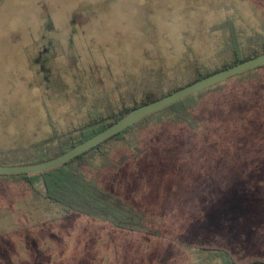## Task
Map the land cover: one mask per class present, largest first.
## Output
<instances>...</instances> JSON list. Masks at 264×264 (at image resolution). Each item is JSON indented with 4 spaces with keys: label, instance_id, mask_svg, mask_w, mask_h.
<instances>
[{
    "label": "rangeland",
    "instance_id": "obj_1",
    "mask_svg": "<svg viewBox=\"0 0 264 264\" xmlns=\"http://www.w3.org/2000/svg\"><path fill=\"white\" fill-rule=\"evenodd\" d=\"M227 19L250 46L264 34V0H0V150L107 115L147 87L180 85L192 63L221 65L228 34L214 27ZM255 79L207 93L194 111L208 120L201 131L140 127L139 158H117L127 147L111 141V158L79 168L141 210L151 231L61 216L0 177V264H224L221 250L264 264V78Z\"/></svg>",
    "mask_w": 264,
    "mask_h": 264
},
{
    "label": "trees",
    "instance_id": "obj_2",
    "mask_svg": "<svg viewBox=\"0 0 264 264\" xmlns=\"http://www.w3.org/2000/svg\"><path fill=\"white\" fill-rule=\"evenodd\" d=\"M231 22L233 21L227 19L214 27L215 30L226 31L228 34V41L224 48L228 58L221 65L210 70L198 67L192 63L190 78L180 85H176L165 91H151L147 87L139 100L134 99L130 104L125 102L121 103V105L115 109L110 108L107 115L96 110L95 112L88 113L86 120L82 124L77 125L69 131L56 133L52 129L49 137L34 142L25 148L5 151L0 150V166L32 165L54 159L115 124L130 111L140 106L157 101L199 80L210 77L217 72L263 55L264 34L256 33V36L251 39V45L245 47L240 40L237 29ZM255 78H264V67L233 77L170 104L63 165L41 172L20 175H0V177L13 179L12 182H19L26 186L40 199L58 206L61 210V216L77 213L109 222L113 226L125 230L151 231L145 228L142 223L145 214L141 210L132 205L125 204L119 198L92 184L89 180L84 178V174L79 168L89 164L96 157L104 159L111 158L110 152L106 149V145L111 141L124 143L127 147V152L120 154L117 158H139L145 151V148L139 145L141 139L134 135L140 127H148L150 124H152V126H165V123L170 125L179 123L184 125L188 131H201L203 128L202 124L208 126V120H204L201 116L196 115L194 111H197L207 93L224 87V85L232 80H256ZM231 98L232 97H227L226 99L228 101ZM219 105L220 103L216 104L214 110H216ZM132 136L133 141L130 139ZM217 256L223 259L224 264H236L232 258L222 250L218 251ZM258 263L259 262H255L254 264Z\"/></svg>",
    "mask_w": 264,
    "mask_h": 264
},
{
    "label": "water",
    "instance_id": "obj_3",
    "mask_svg": "<svg viewBox=\"0 0 264 264\" xmlns=\"http://www.w3.org/2000/svg\"><path fill=\"white\" fill-rule=\"evenodd\" d=\"M264 67V54L255 58L249 59L243 63L235 65L229 69L215 73L214 75L205 79L199 80L191 85H188L174 93L165 96L157 101L148 103L130 111L126 116L117 121L115 124L109 126L105 130L99 132L93 137L73 147L66 153L38 164L24 165V166H0V175H20L41 172L52 169L67 163L73 158L85 153L91 148L96 147L102 142L108 140L112 136L120 133L124 129L140 121L141 119L161 110L162 108L182 100L195 93L208 89L218 83H222L233 77L242 75L252 70Z\"/></svg>",
    "mask_w": 264,
    "mask_h": 264
}]
</instances>
